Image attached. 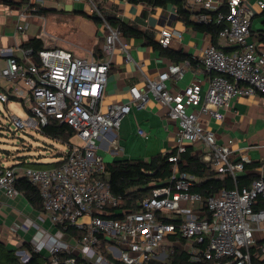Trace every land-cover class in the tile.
Returning a JSON list of instances; mask_svg holds the SVG:
<instances>
[{"label":"built area","instance_id":"obj_1","mask_svg":"<svg viewBox=\"0 0 264 264\" xmlns=\"http://www.w3.org/2000/svg\"><path fill=\"white\" fill-rule=\"evenodd\" d=\"M87 1L90 13L101 18L106 30L101 57L72 50L60 38H56L58 45L38 52L23 49L21 58L0 52L6 55L0 76L9 81L6 90L0 91V101L7 103L14 96L29 112L25 119L13 114L17 128L42 130L54 117L72 126L79 139L69 144L58 166L0 164V189L8 196L19 194L16 182L24 177L39 189L54 224H71L85 232L73 243L52 236L48 264H60V253L66 251L71 255L64 264H118L116 260L146 264L158 257L170 234L175 233L186 239L184 248L193 262L206 258L215 260L214 264H254L250 246L259 242L264 260V155L258 169L260 177L249 186L223 188L207 199L191 191L196 177L180 169V154L198 143L203 145V161L215 175L230 173L236 179L252 162L247 150L254 146L234 148L230 143H219L215 132L204 125L202 115L222 121L221 108L230 107L234 98L264 95V50L250 40L256 11L246 0H227V12L221 11L215 0H194L193 17L204 23H225L220 37L232 48L226 52L210 42L196 58L208 74L207 88L203 89L198 77L178 92L168 86L169 80L181 79L192 67L190 59L170 63L156 77H148L142 89L131 86L132 101L139 106L153 98L167 107L168 116L178 126L176 154L169 157L171 175L143 199L141 208L132 212L121 209V216L113 218L104 215L109 214V207L119 204L120 198L112 193L108 179L100 175L105 160L98 152V140L120 128L132 106V101L104 104L113 55L119 49L126 61L133 58L121 29L110 23L100 2ZM257 5L262 10L264 0H258ZM26 27V23L18 24V29ZM176 35L181 37L180 32L162 30L159 46L168 48ZM202 204L209 217L198 216ZM84 216L89 220L83 221ZM168 217L179 222L168 221ZM33 249L39 252V248ZM16 253L23 262L30 259L26 250Z\"/></svg>","mask_w":264,"mask_h":264},{"label":"crops","instance_id":"obj_2","mask_svg":"<svg viewBox=\"0 0 264 264\" xmlns=\"http://www.w3.org/2000/svg\"><path fill=\"white\" fill-rule=\"evenodd\" d=\"M98 1L107 18L134 25L142 33L140 37H122L129 45L133 59L126 61L123 51L119 49L115 51L108 74L104 104L132 101L130 93L132 85L144 88L148 77H156L172 63L170 58L161 53V50L166 48H161L158 44L164 29L181 33V37L177 35L172 37L168 48L182 52V55L187 56L192 63V67L186 70L181 79L169 80L168 86L174 92H178L198 77L201 79L203 89L207 88L208 74L196 58L202 54V50L211 39L209 35L178 18V6L173 0H166L163 4L134 3L128 0ZM184 1L192 11L194 0ZM246 1L256 11L251 31L259 30L263 27V18L259 15L262 10L256 8L258 0ZM215 2L221 6L226 4L227 0ZM39 9L45 10V13H38ZM91 15L87 0H0V52L13 53L14 56L21 58L24 56L22 45L26 41L39 37L43 40L44 46L50 48L58 45L56 38H60L64 43L70 44V47L67 44L65 46L72 50L88 51L95 57H101L106 30L102 21H95ZM24 23L27 24L26 29H18V24ZM250 40L253 41L251 32ZM219 45L231 48L222 38ZM256 45L260 50H264V43L259 42ZM0 58L3 59L5 66L6 55L0 54ZM221 111L224 113L222 121L202 115L204 125L215 132L217 141L230 143L234 148L254 146L249 148L247 153L252 161L261 160L264 155V95L234 98L231 106L221 108ZM139 129L144 130V133L141 134ZM177 130V123L168 116L167 107L159 101L150 98L143 106L132 101L131 110L122 119L120 128L98 140V152L105 161L117 158H150L157 153L174 150ZM191 146L196 154L201 155L202 143ZM60 153L62 152L56 153L55 158L48 162L59 160ZM21 156L28 161L37 160L23 154L13 162H8V157L0 156V164L7 166L18 164ZM42 159V156H39V161L44 162ZM246 172L259 174L258 168L253 171L245 168L240 174ZM199 212L197 211L198 214ZM85 217L82 218L83 221H86ZM52 236L69 243H73L76 238L54 224L48 212L36 209L20 191L18 195L8 196L0 189L2 242L17 250H26L23 245L28 242L32 248H39L38 251L48 259ZM169 242L172 243L170 240ZM185 244L186 239L183 248ZM68 254L71 255L69 252Z\"/></svg>","mask_w":264,"mask_h":264},{"label":"trees","instance_id":"obj_3","mask_svg":"<svg viewBox=\"0 0 264 264\" xmlns=\"http://www.w3.org/2000/svg\"><path fill=\"white\" fill-rule=\"evenodd\" d=\"M130 2H147L150 4H163L166 0H128ZM178 6V18L185 21L187 25L193 26L194 29L201 31L209 35L211 42L219 47L220 32L225 27V23H217L213 20L210 23L199 22L193 17V12L190 7L186 6L184 0H173ZM227 4L221 5L220 10L227 12ZM38 13H45V10L39 9ZM212 12L213 16L216 15V11ZM263 18V27L259 30L251 31L252 40L258 44L264 43V8L259 14ZM95 21L100 22L101 18L96 15H91ZM215 18V17H214ZM110 23L114 26H118L122 35L125 38L128 37H140L142 33L134 25L127 24L118 19L108 18ZM252 30V29H251ZM156 45V44H155ZM24 49L31 48L34 52L46 48L43 40L39 37H35L23 43ZM157 47V46H156ZM160 47V46H159ZM158 47V48H159ZM229 52L232 48L222 47ZM161 53L166 55L172 60V62H182L187 59V56L182 55V52H176L169 48L162 49ZM6 90L4 86L0 85V91ZM12 99L15 100L14 96ZM46 136L56 139L62 143L70 144L71 138L75 135V130L67 123L61 122L60 119L51 117L48 124L41 130ZM176 154V150L165 153H157L150 158H117L111 161H105V170L101 173L102 178L108 179L112 193L120 198L117 206H111L108 208L109 214L105 217H120L118 212L121 209L129 211H138L141 208V202L146 197L152 194V190L169 178L172 172V162L169 161V157ZM59 160L53 162H41L39 160L28 161L24 156L20 157L18 164L28 165L38 168H49L58 166L63 162V152L58 155ZM25 158V159H24ZM182 162L180 169L188 173L193 174L196 177V182L192 187V192L200 193L204 199L209 198L211 195L217 193L223 188L233 189L249 186L255 179L260 177L257 172H246L238 175L235 179L230 173L223 175H213L209 165L203 161L201 155L194 152L193 146H189L184 153L180 154ZM263 165V161H252L245 165L246 169H259ZM16 187L20 193L24 194L29 202L36 209H44V203L40 195L39 189L32 185L26 178L21 177L16 182ZM200 217H209L208 211L202 204ZM168 221L179 222L172 217L167 218ZM61 229L71 234L73 237L81 238L85 232L79 229L77 226L67 224L66 227L58 225ZM170 241L168 254H164V257L158 256L153 258L146 264H214L215 260L201 259L198 262L190 260V253L183 248L185 239L179 236L178 233L170 234ZM176 241V242H175ZM174 243V244H173ZM260 242L250 246V252L254 264H264L263 258H261ZM26 251L30 254V259L27 262L21 260V256L16 253V248L8 247L4 242L0 240V264H48L47 257L41 253L34 251V249L26 242L23 245ZM70 256L68 252L60 253V264H64V260ZM118 264H124L120 260H116Z\"/></svg>","mask_w":264,"mask_h":264},{"label":"rangeland","instance_id":"obj_4","mask_svg":"<svg viewBox=\"0 0 264 264\" xmlns=\"http://www.w3.org/2000/svg\"><path fill=\"white\" fill-rule=\"evenodd\" d=\"M3 66L4 61L0 58V68ZM0 85L8 86L9 81L0 76ZM13 114L24 119L28 117L29 112L24 107L23 101L13 99H10L7 103L0 101V156L8 157V162H13L23 154H28L37 160H39V156H42V160L48 162L55 158L56 153L65 152L68 149L69 144L48 137L41 130L17 128L12 120ZM77 141L79 139L74 135L70 143ZM185 210H188V207H185ZM85 220L88 221L89 217L86 216ZM170 248L168 242L162 246L158 256L164 257V254H168Z\"/></svg>","mask_w":264,"mask_h":264}]
</instances>
